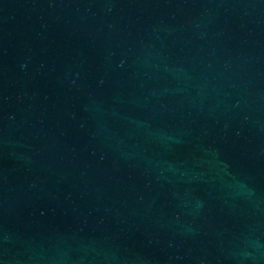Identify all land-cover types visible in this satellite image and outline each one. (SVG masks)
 Instances as JSON below:
<instances>
[{"label": "water", "instance_id": "obj_1", "mask_svg": "<svg viewBox=\"0 0 264 264\" xmlns=\"http://www.w3.org/2000/svg\"><path fill=\"white\" fill-rule=\"evenodd\" d=\"M0 264H264V0H0Z\"/></svg>", "mask_w": 264, "mask_h": 264}]
</instances>
